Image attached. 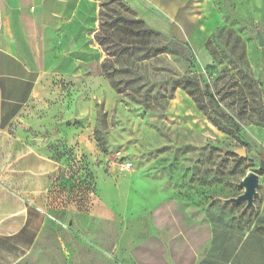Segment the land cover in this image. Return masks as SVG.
Listing matches in <instances>:
<instances>
[{
    "label": "rangeland",
    "instance_id": "obj_1",
    "mask_svg": "<svg viewBox=\"0 0 264 264\" xmlns=\"http://www.w3.org/2000/svg\"><path fill=\"white\" fill-rule=\"evenodd\" d=\"M109 1L107 14L140 19ZM125 27L141 42L126 45L131 54L116 65L117 104L98 105L88 152L56 144L51 217L30 264H114L121 233L166 205L220 214L264 236V0H198L187 37ZM21 130L17 123L9 133ZM252 170L260 175L255 207L223 202L244 192L236 183Z\"/></svg>",
    "mask_w": 264,
    "mask_h": 264
},
{
    "label": "crops",
    "instance_id": "obj_2",
    "mask_svg": "<svg viewBox=\"0 0 264 264\" xmlns=\"http://www.w3.org/2000/svg\"><path fill=\"white\" fill-rule=\"evenodd\" d=\"M123 1L150 27L179 38L188 36L198 2ZM100 11L99 0H0V264H30L35 254L61 166L56 144L88 152L98 105L117 104L96 39ZM17 123L22 130L10 135ZM159 208L121 233L114 264H264V236L253 228L220 214Z\"/></svg>",
    "mask_w": 264,
    "mask_h": 264
},
{
    "label": "trees",
    "instance_id": "obj_3",
    "mask_svg": "<svg viewBox=\"0 0 264 264\" xmlns=\"http://www.w3.org/2000/svg\"><path fill=\"white\" fill-rule=\"evenodd\" d=\"M101 5V11H100V28L99 31L96 33V39L99 42V44L103 47L106 58L103 63V70L106 76H108L111 80V84H113V87L116 88L117 83L113 77L114 73H118L119 70L116 69V65L120 64L121 62H124L127 58V55L130 56L131 52H127L128 47L126 45H129L130 43H139L141 41H135L134 39H130L132 36L131 31L125 27L126 25H130L132 28H136V25H140L144 31L147 33L148 29H145L146 23L139 19L138 21L131 22L130 20L126 19L124 16H121L118 11L114 9L115 16L113 14H107L105 12L106 5L103 0H99ZM119 3L120 7H124L125 10H128L130 12L134 11L123 1V0H110L109 3L116 2ZM106 18H110L111 21H107ZM136 24V25H135ZM138 29V28H136ZM121 32L126 34L127 37L122 38L118 35L117 32ZM143 30H138L137 37L140 38L143 36ZM149 32V31H148ZM152 32V31H151ZM119 37V39L117 38ZM161 52V51H160ZM112 65V72L108 71V64ZM209 96L214 99V95L209 93ZM215 100V99H214Z\"/></svg>",
    "mask_w": 264,
    "mask_h": 264
},
{
    "label": "water",
    "instance_id": "obj_4",
    "mask_svg": "<svg viewBox=\"0 0 264 264\" xmlns=\"http://www.w3.org/2000/svg\"><path fill=\"white\" fill-rule=\"evenodd\" d=\"M260 43L264 44V38L260 36ZM237 152L240 155H245V150L238 149ZM261 167H264V163L262 162ZM260 184V175L252 170L249 171L246 176L238 183L236 186L239 188H243L244 192L238 196H233L229 198L222 199L223 202L229 203H245V210H250L255 207L254 199L258 196L259 192L257 190Z\"/></svg>",
    "mask_w": 264,
    "mask_h": 264
},
{
    "label": "built area",
    "instance_id": "obj_5",
    "mask_svg": "<svg viewBox=\"0 0 264 264\" xmlns=\"http://www.w3.org/2000/svg\"><path fill=\"white\" fill-rule=\"evenodd\" d=\"M131 167V162H121L119 168L121 171H127Z\"/></svg>",
    "mask_w": 264,
    "mask_h": 264
}]
</instances>
